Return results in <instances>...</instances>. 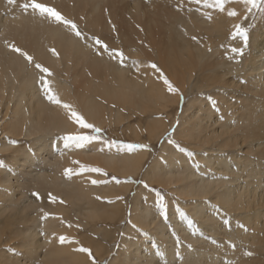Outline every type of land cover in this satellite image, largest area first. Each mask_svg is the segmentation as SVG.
<instances>
[{
    "label": "bare ground",
    "instance_id": "6f19581e",
    "mask_svg": "<svg viewBox=\"0 0 264 264\" xmlns=\"http://www.w3.org/2000/svg\"><path fill=\"white\" fill-rule=\"evenodd\" d=\"M110 1L113 4H107V0H40L55 6L68 18H83L78 21L84 27L83 31L100 36L108 34L104 33L107 26L102 30L99 17L102 2L108 6L116 4L115 9L119 4L116 12L120 13L122 8V15L131 16L141 7H138L140 0L139 4L138 0H132V5L127 0H124L126 3ZM122 1L124 6L120 7ZM19 5L9 6L7 0H0V155L7 156L4 158L6 163L11 157V165L21 171H11L8 164V172L0 168L4 211L11 208L18 212V216L9 212L14 217L4 218L10 220L6 224L9 234L2 229L7 234L5 238L0 228V264H92L87 254L75 250L80 246L89 248L97 262H102L111 254L115 238L108 226L124 217L118 197L126 198L131 189L130 183L88 188L84 177L93 176L103 181L105 176L97 173L85 172L87 175H75L71 179L57 173L61 168L63 171L74 169L70 165L72 160L66 159L69 156L63 158L70 149L63 150V141L57 135L72 133L77 126L67 119L63 109L44 98L40 86L35 89L40 74L22 57L11 52L6 47L7 42L15 43L36 62L48 67L53 73L49 77L53 91L63 101L72 103L88 122L110 131L124 127L133 142L156 143L172 128L175 114L169 112L176 109L181 94L183 100H187L173 137L189 149L192 161L168 141L161 143L157 155L144 169L148 151L120 152L93 142L69 153L83 154L87 159L85 166L99 167L122 180L135 179L141 173L149 186L168 193L165 220L158 212L155 194L143 190L142 186L136 189L130 202L129 225L123 230L107 264H225V258L238 259L235 256L242 247V239L249 242L245 244L249 249L255 243H258L256 248L264 246V240L259 243L258 238L243 233L239 227L241 222L246 226H258L260 221L264 229V24H258L256 31L251 33L249 47L244 46V50L248 48L247 54L244 53L246 50L245 55L233 51L235 54L227 56L230 53L227 46L239 48L242 41L230 38L225 28L240 23L242 18H230L226 12L203 7L197 11L195 8L184 9L185 16L183 5L172 11L161 4L164 22L158 23L161 30H157L159 33L155 36L161 49L154 47L157 52L163 51L157 64L179 90L178 94H170L157 79V74L144 67L151 63L152 57H145L139 49L132 53L127 50L134 57L130 60L141 66L139 72L135 65L131 68L129 64L124 67L118 63L109 64L94 57L85 41L69 30L34 18L30 9L26 13ZM226 7L242 12L240 5ZM155 9L159 8L155 6ZM204 11L211 12V20L204 18ZM142 15L138 14L140 19H143ZM144 16L149 22L148 16ZM136 19L142 23L146 21ZM155 24L158 26L157 22ZM194 35H198L196 40L192 39ZM147 43L152 49V42ZM130 45L132 42L127 41L126 46ZM50 48H55L59 55L53 56ZM83 60H91L95 69L99 65L107 67L108 77L92 78L84 87L80 85ZM240 78L243 85L239 83ZM204 92L213 97L196 96V93ZM209 98H215L219 108L208 105ZM228 113H231L230 118ZM161 116H166L171 123H163ZM11 140L26 141L28 145L14 147ZM60 150L66 154L58 155ZM19 174L22 179L30 178L33 183H40L57 197V201H42L39 205L32 201L29 193L16 191L21 183ZM58 196L65 203H60ZM109 200H114L113 205L105 202ZM217 208L230 216V231L216 216L222 212L213 214ZM41 210L50 214L48 219H41ZM188 217L209 237L224 242L214 245L211 240L199 236ZM14 222L19 223V227L14 226ZM69 224L72 226L68 227ZM60 235L75 239L79 244L61 245L57 239ZM177 239L179 244H176ZM231 241L240 247H231L235 251L227 248ZM16 243L15 254L2 250L7 245H11V249ZM243 254L242 251L238 255ZM260 257L257 258L260 260Z\"/></svg>",
    "mask_w": 264,
    "mask_h": 264
},
{
    "label": "rangeland",
    "instance_id": "374dc122",
    "mask_svg": "<svg viewBox=\"0 0 264 264\" xmlns=\"http://www.w3.org/2000/svg\"><path fill=\"white\" fill-rule=\"evenodd\" d=\"M86 1H88V0H86ZM104 1V0H103ZM115 1V3H116V0H114ZM113 1V2H114ZM124 1V0H123ZM122 1V2H123ZM127 1H129L128 3L129 4H133V2H132V0H127ZM126 1V2H127ZM132 3H131V2ZM135 1H137V0H135ZM25 2H27V0H24V1H22V0H19L18 2H16V4H14L15 6H17V5H19V4H23V3H25ZM106 2V1H105ZM105 2H102L101 3V11L99 12V17H100V21H101V27H102V30H103V27L104 26H107V30H104V33L106 34V33H108V34H106V36L105 35H97V34H93V33H91V32H86V31H83V28L84 27H82L79 23H78V21H83V18H79L78 20H74V19H71V18H68L67 16H65L64 14H63V12L61 11V13L65 16V17H67L68 19H71V20H73L74 22H76V24L78 25V27L80 28V30H82L84 33H85V35L86 36H96V37H99L102 41H104L105 43H107L108 45H109V47L110 48H113V49H118V50H120V51H122L124 54H125V56L127 57V60H126V62H125V65L126 64H129L130 66H131V68L133 67V64H132V62H130V61H132V60H130V59H133L132 58V56L131 55H129V53H128V51L127 50H129V52L130 53H132V52H138V49L140 50V53L141 54H143V55H145V57H152V60H153V62H152V60H151V63H158V60L159 59H161L160 58V56H163V51H159V52H157L156 50L158 49V50H160L161 48H159L158 46H157V41H155V36L157 35L156 33H159V31L161 30V29H159L160 28V25L164 22V19L162 18V14H160L161 12V10L163 9V7H162V5L164 6H166V7H168L170 10H174V8L175 7H177L178 5H183V14H184V12H185V10L187 11V10H190L189 8H195L196 9V11L197 10H199V8L200 7H203L202 5L201 6H199V5H196V4H194V3H190L189 2V0H140V2H141V4H139V0L137 1L138 2V7L139 6H141V7H143V8H141V7H139V12L137 13V12H133L132 13V15L130 16V15H127V13H123V15H122V13H121V9H120V13H118V11L116 12V10H117V8L119 9V7H118V5H117V7H116V9L114 8L115 6L114 5H116V4H114L113 6H111L110 4H113V3H111L112 1H110V0H107V4H108V2H110V6H108ZM118 2H119V0H118ZM125 2V1H124ZM124 2L123 3H121L120 2V7H122V5L124 4ZM125 2V3H126ZM136 2V3H137ZM162 4V5H161ZM72 6V4L70 3L69 4V6ZM51 6V5H50ZM124 6V5H123ZM126 6L128 7L129 5H127L126 4ZM155 6H157V8H159L158 10H159V12H157L158 10L157 9H155ZM230 6H231V4H230ZM55 7V6H54ZM56 8V7H55ZM147 8V9H146ZM57 9V8H56ZM112 9H114V10H112ZM185 9V10H184ZM58 10V9H57ZM142 10V11H141ZM147 10H148V12H147ZM116 13H115V12ZM150 11H152V13L150 12ZM110 12H112V14L110 15ZM114 12V13H113ZM122 12H124V11H122ZM143 12H146V13H143ZM159 13L158 15H157V13ZM140 13V15H142V13L144 14V15H146V16H148V20H149V22L147 21V18L144 16V15H142V18L143 19H145L148 23H146V21H144L143 19H140V17L141 16H138V14ZM149 13H151V15L153 16V18L151 17V20L149 19L150 18V14ZM118 15V16H117ZM150 15V16H149ZM185 16H186V14H184ZM113 18H112V17ZM121 16V17H120ZM123 16V17H122ZM133 16V17H132ZM134 16H135V20H134ZM103 19H102V18ZM139 17V20H143V23H145V24H143L142 23V21H136L137 19L136 18H138ZM104 18H105V20L106 21H103L104 20ZM117 18V19H116ZM162 19V20H160V19ZM264 11H262L261 10V8H257V9H254L253 10V12H252V14H250L249 16H248V18L247 19H242L241 20V22H240V24L241 25H243L244 27H246V28H248L249 29V32H248V42L250 41V38H251V33H253V31H256V27H257V25L259 24V25H261V24H264ZM255 19H258V21H256L255 22ZM121 20H123V21H121ZM109 21H111V23H109ZM120 21V22H119ZM153 21V22H152ZM259 21H260V23H259ZM104 22V23H103ZM106 22V23H105ZM124 22H126L127 23V26L129 27V29L128 28H126L127 26H125L126 25V23L125 24H123L122 25V23H124ZM153 23V24H150V23ZM157 22V25L158 26H156V23ZM160 25H159V24ZM239 23V22H238ZM106 24V25H105ZM83 26H84V24H82ZM103 25V26H102ZM121 25V26H120ZM151 25H153V27L151 26ZM113 26H115V31L113 30ZM123 26H124V30H123ZM85 27H86V25H85ZM147 27V28H146ZM121 28V29H120ZM225 29H228V34H229V37L231 38H233V39H240L241 41H242V47H239V48H242L243 49V52L245 53V54H247V52H248V48L247 47H249V45L247 44V47H246V49L244 50V45H243V37H241V36H233V33H234V27L233 26H231V27H227V28H225ZM254 29V30H253ZM131 30V31H130ZM147 30V31H146ZM149 30V31H148ZM152 30H154V32L152 31ZM157 30H159V31H157ZM105 31H107V32H105ZM128 31V32H127ZM130 31V32H129ZM134 32V33H133ZM120 33V34H119ZM134 34L133 36H131V35H129V34ZM153 33V34H152ZM149 35V37H148V35ZM199 34V33H198ZM123 38H122V37ZM196 38H197V36L198 35H194ZM126 37V38H125ZM104 39H106V40H104ZM126 39V40H125ZM152 40V41H151ZM127 41L129 42L130 41V43L132 42V45H130V46H126L127 45ZM147 41L150 43V42H152V43H150L151 44V46H152V49H154L153 51H152V49L149 47V45H148V43H147ZM124 42V43H123ZM247 42V43H248ZM88 43H90V42H88ZM153 43H154V45H153ZM146 45V46H145ZM224 45L225 46H227V44L226 43H224ZM157 48H155V47ZM224 47V46H223ZM223 47H221V48H223ZM227 48H229L230 50H229V52L230 53H227V56H231V54L232 53H234L233 52V49L234 48H238V47H236V46H233V45H231V46H227ZM89 49L95 54V56H94V54H93V56L94 57H96V58H99V59H102V60H104V61H106V62H109V64H115V63H118L116 60H112V59H110L109 58V56L107 55V54H104V55H97L96 54V51H95V48H93V47H89ZM151 50V51H150ZM127 51V52H126ZM155 51V52H154ZM220 52V51H219ZM242 54V55H245V54ZM155 54V55H154ZM235 54V53H234ZM91 55V54H90ZM149 55V56H148ZM151 55V56H150ZM92 56V57H93ZM154 56H156V57H154ZM91 56H90V58H92ZM144 57V58H145ZM154 58V59H153ZM157 58V59H156ZM234 58V57H233ZM233 58H231L230 59V61L233 59ZM93 59V58H92ZM147 60V59H146ZM86 60H83L81 63V78H80V85H82L83 87H84V85H85V83H87V81H89L90 82V80L93 78V79H98V78H107L108 77V69H107V67H105V66H103V65H99L96 69H95V67H94V64H92L89 60H87L86 62H85ZM241 59L240 60H238V64H240L241 63ZM90 63V64H89ZM147 63H148V61H147ZM85 64H87V65H85ZM119 64V63H118ZM132 64V65H131ZM158 65V64H157ZM119 66H121L120 64H119ZM159 66V65H158ZM87 67H89V68H87ZM134 67H136V66H134ZM86 72H85V71ZM91 71H92V73L95 75H93L92 73H91ZM98 71V72H97ZM151 72H153V71H151ZM85 75V76H84ZM143 76H145L144 74H143ZM241 80H239V83H240V85H243V79L242 78H240ZM34 86H35V89H37L38 90V88H39V86H40V84H39V82L38 81H35V84H34ZM205 94V95H204ZM201 96L202 98H208V96H212V95H210L209 93H206V92H204V93H199V94H197L196 93V96ZM206 95H208V96H206ZM204 96V97H203ZM213 97V96H212ZM187 100H183V101H181V98L179 97V102H178V106L176 107V109H171L170 110V112H169V114H171V115H174L175 114V116L173 117V125H172V128L171 129H169L168 130V132H166L156 143H152V144H147L146 142H133V140L131 139V137H130V135L125 131V128L124 127H118L117 128V130L116 131H110L108 128H106V129H103V133H102V139H104V140H109V141H119V142H124V143H135V144H147V145H149L150 146V148H151V151H148L149 152V156H148V159H147V161H146V163L144 164V166H143V169L144 168H146L147 167V165L149 164V162L151 161V159L153 158V157H155L156 155H157V153H158V150H159V147H160V145H161V143L163 142V141H168L169 139H172V140H174L175 141V144H170V145H172L173 147H174V149L175 150H177V151H181L180 149L182 148L183 149V151H181L183 154H185V155H187L188 156V158L191 160V158H190V151H189V149L186 147V146H183V144H181L180 143V141H178V140H175L174 139V133H175V131H176V128L178 127V119H179V117H180V115L182 114V110H183V107H184V105H185V102H186ZM233 101V100H232ZM231 101V102H232ZM215 102V103H214ZM208 105H210L211 107L213 106L215 109H217V108H219L217 105V102H216V100H215V98H209V100H208ZM237 105H239V103H237ZM212 107V108H213ZM230 115H231V113H228V116H229V118H230ZM160 120L163 122V123H165V124H169V123H171V121L166 117V116H161L160 117ZM233 122V121H232ZM231 122V123H232ZM233 125V124H232ZM114 129V128H113ZM87 131V130H86ZM85 131V133L84 134H90L88 131L86 132ZM115 132V133H114ZM111 133V134H110ZM58 136V138L59 137H62L63 135H57ZM56 136V137H57ZM60 140H61V138H59ZM11 141H15V140H11ZM63 141V140H62ZM61 141V142H62ZM93 142H98L99 144L101 143V144H103L102 142H99V141H93ZM92 142V143H93ZM63 143V145H64V142H62ZM92 143H89V144H86V146H90ZM24 144L27 146L28 145V143L26 142V141H22V143H20V142H17V144L16 145H14V147H19V146H21V145H23L24 146ZM54 145H55V143H54ZM104 145V144H103ZM106 148H108L106 145H104ZM179 146V147H178ZM68 148V150L70 151V152H72V150H79V148H77V147H75L74 145H70L69 147H67ZM67 148H65V145H64V147H63V150L64 151H67ZM72 148V149H71ZM66 149V150H65ZM113 149H116V148H114L113 147ZM117 150V149H116ZM64 151H62V150H60V152H58V155H65L66 154V152H64ZM118 151V150H117ZM70 152H68L66 155L67 156H64L63 158H66V157H68V158H66L68 161L70 160H72V161H79L80 163L77 165V164H73L72 163V161H71V163H70V165H72V167H74V169H75V171H79V166L80 165H86L85 163H84V161L86 162V156H84L83 154H75V153H71V154H69ZM120 152H122V151H120ZM73 156V157H71V156ZM81 155V156H80ZM79 156V157H78ZM0 162H3L4 163V171H7L8 172V170H7V168H6V164H8L7 165V167L9 168V167H11L12 168V170L11 171H13V172H15V173H19V172H21L20 170H18V169H15V167L14 166H12L11 164H13L12 163V161L10 160L11 159V157H9V163H6V162H8V161H4L5 159V157H7L6 155H0ZM74 157H76V159L74 158ZM89 157H93V156H89ZM73 158V159H72ZM78 158V159H77ZM79 159H81V160H79ZM64 160V159H63ZM83 160V161H82ZM11 161V162H10ZM69 161V162H70ZM192 161V160H191ZM10 164V165H9ZM62 166L64 165V162H62V164H61ZM77 167V168H76ZM87 167H89V166H87ZM11 168H9V169H11ZM57 173L59 174V175H62V176H64V171H63V169L61 168V170H59V171H57ZM20 175V174H19ZM85 175H87V174H85V173H83V174H81V176L83 177V176H85ZM21 176V175H20ZM75 176V175H74ZM79 176V175H78ZM114 175H112V174H108L107 176H105L104 177V179H103V181H102V179H100V178H96V177H84L85 179H87V184L89 185L88 186V188L90 187V186H93V187H97V188H99V187H103V186H107V185H109V184H114V185H116V186H118V185H120V183L119 184H117L115 181H113L112 180V177H113ZM116 177V176H115ZM119 180H121V181H124V180H122V179H120L119 177H117ZM0 179H1V177H0ZM92 179H99V180H101L102 182L100 183V184H98V185H93V184H91V180ZM127 180H131V179H127ZM131 181H133L132 183H130L131 184V189H130V192H129V194L126 196V198H122L120 201L122 202V205H123V212H124V217H123V219L122 220H120L119 222H117V223H115V224H113V225H109L108 226V230L110 231V233H113V234H115L114 235V241H113V249H111L110 251H111V254L107 257V258H105L102 262H100V263H98L97 262V260L95 259V261H96V264H107V262H108V259H109V257L113 254V252H114V250H115V248H116V246H117V243H118V240L120 239V237L121 236H123V230L125 229V227L127 226V225H129V215H130V202H131V199H132V196L134 195V193L136 192V189L138 188V187H140V186H142L143 187V190H149V189H155V191H152L154 194H155V199H156V201H157V204L159 205V203H158V197H156L157 195H156V192H160L162 195H163V197H164V203H165V198H166V196L168 195V193H166L164 190H162V189H160V188H158V187H155V186H149V188L148 189H146V188H144V184L146 183L143 179H142V177H141V173L139 174V176L137 177V178H135V179H132ZM20 182L21 183H19V185L21 186H18V190L16 189V191H22L23 193H29L30 194V197H31V199H32V201H34V202H36V203H38L39 205L42 203V201H49V198H48V193H50V191L48 190L47 191V189H44L43 187H42V185L39 183H37V182H35V183H33L31 180H30V178H26V179H22V176H21V180H20ZM124 184H129V183H124ZM40 186V187H39ZM29 187V188H28ZM32 187V188H31ZM36 188V189H35ZM2 187L0 186V191H2ZM26 189V190H25ZM28 191V192H27ZM36 191H46V192H43V193H39L40 194V196H41V199H39V200H37L33 195H32V193L33 192H36ZM170 198H172V197H170ZM0 199H1V202H0V210H2V211H0V228H1V232H3L2 233V236L4 235V238L7 236V234H9L8 233V228H7V226H6V224H7V222H9L10 220H8V221H6L7 219H9V217H14V216H12V215H10V213L12 214V212H13V215L14 214H16L17 216H18V212L17 211H15L14 209V211H11L12 209L11 208H8L9 209V211L7 210V209H5V211L7 212V214H6V212L4 211V207H6V204L5 203H3V198H1V196H0ZM58 199L59 200H61V198L58 196ZM111 201H114V200H111ZM169 201V200H168ZM167 201V202H168ZM105 202H107V201H105ZM167 202L165 203V205H167ZM170 202H172V203H174L175 204V202H174V200H172V199H170ZM1 203H3V204H5V205H3V204H1ZM114 203V202H113ZM113 203H108L109 205H113ZM3 207V208H2ZM213 208H215L214 206H212ZM11 209V210H10ZM158 209V212H160V209L159 208H157ZM216 209V208H215ZM3 211H4V213H3ZM217 212H213V214H218V212L219 213H221V215L219 216V215H216L217 217H219V218H221L220 220L222 221V222H224V228H226L227 227V230H229L230 231V225H231V218H230V216H228L227 215V213H225L223 210H220L219 211V208H217V210H216ZM10 212V213H9ZM166 212H167V210H166ZM2 213V214H1ZM4 214V215H3ZM5 215H7V216H5ZM10 215V216H9ZM16 215H15V217H16ZM3 217V218H2ZM39 217V216H38ZM4 218H7V219H4ZM34 218H36V217H34ZM189 218V221H191L192 223L190 224L191 226H192V228L194 229V232L196 233L197 232V234L199 235V236H202V237H204L205 239H209V241L211 240L212 242H213V244L214 245H217L218 243H222V242H224V240H222V239H218V240H215V239H213V237L212 236H208V233L206 232H204V231H202L201 229H199V227H198V225H197V223L191 218V217H188ZM229 221L230 223H225V221ZM6 221V222H5ZM239 223V222H238ZM14 224V226L16 225L17 227H19V223L17 224V222L15 223H13ZM240 225H239V227H240V229H242V232L243 233H245V234H249V233H251L250 235L252 236V237H255V238H258L257 240L259 241V243H260V241L262 242L263 240H264V237H262V236H264L263 234H264V229H262V227L260 226L261 224H260V221H259V223H258V226L256 225V226H246V224H244V223H239ZM242 224H244V225H242ZM14 226L12 227V228H14ZM120 226V227H119ZM6 228V229H5ZM2 229H4L5 231H6V233H5V231L3 230L2 231ZM17 229V228H16ZM15 229V230H16ZM250 229V230H249ZM134 230V229H133ZM198 230V231H197ZM252 230V231H251ZM263 230V231H262ZM135 231V230H134ZM255 231V232H254ZM260 232V233H259ZM17 233V232H16ZM15 233V234H16ZM242 233V234H243ZM254 233V234H253ZM256 233V234H255ZM263 233V234H262ZM6 234V235H5ZM174 235H175V237L177 238V234H175L174 233ZM98 238V237H97ZM99 239V238H98ZM16 240V239H15ZM177 240H178V242H177ZM176 240V244H179L180 243V241H179V239H177ZM246 239H242L241 241H242V243L243 244H241V249H239V251H238V253L236 252V255L237 256H235L236 258H238V259H236V260H232L231 258H229V259H224V261L223 262H225V264H264V246H262V247H258V248H256V246L258 245V243H255L253 246H252V248H248L245 244H248L249 242H247L246 243V241H245ZM248 240V239H247ZM18 241V240H17ZM210 241V242H211ZM221 241V242H220ZM233 243V244H232ZM263 243H264V241H263ZM228 244V247L227 248H229V249H231V244L232 245H234L235 247V249H236V247H240V246H236L235 245V243H234V241H231V243L230 242H228L227 243ZM14 245V244H13ZM18 245V243H16L14 246H12V248L11 249H14L15 250V246H17ZM230 246V247H229ZM9 247H11V245H7L5 248H2V250H6V251H8L9 253L11 252L12 253V251H9ZM83 247H86V246H83ZM233 247H232V249H234ZM231 249V250H232ZM256 249V250H255ZM252 250V251H251ZM232 251H235V250H232ZM243 251V255L241 256V255H238L240 252H242ZM16 252V251H15ZM247 252H251L252 253V255L251 256H248V255H246V253ZM261 257H260V256ZM245 256V257H244ZM242 257V258H241ZM257 257H260V260H259V258H257Z\"/></svg>",
    "mask_w": 264,
    "mask_h": 264
},
{
    "label": "snow or ice",
    "instance_id": "6c2138e0",
    "mask_svg": "<svg viewBox=\"0 0 264 264\" xmlns=\"http://www.w3.org/2000/svg\"><path fill=\"white\" fill-rule=\"evenodd\" d=\"M190 3H194L196 5H202L203 9H215L219 12H226L227 16L230 18H237L240 17L242 19H247L250 14H252L254 9L261 8L262 11H264V0H189ZM7 4L9 6L16 4V0H7ZM240 5L242 6V12H238L236 8L234 7H226L227 5ZM19 7L24 11L28 12V10H31V14L34 18H40L44 22H51L56 27H63L67 30H69L72 34H74L75 37L78 39L85 41V43L89 47L95 48L97 55H104L107 54L110 59L116 60L121 67L125 66V62L127 60V57L125 54L118 50L110 48L107 43L102 41L99 37L96 36H86L85 33L80 30L76 22H74L71 19H68L65 17L59 10H57L54 6H50L44 2H40V0H27V2L20 4ZM205 19L211 20L212 14L211 12L204 11L202 13ZM111 23V21H109ZM234 33L233 36H241L243 37V44L244 46H247L248 42V32L249 29L241 25L240 23L234 24ZM113 30L115 31V26H113ZM193 40H196L197 38L195 36L192 37ZM90 42V43H88ZM6 47L13 53L18 54L20 57H22L29 65H32L40 74L39 75V84H40V90L43 93L44 98L52 105L57 106L60 109H63L64 112L67 115V119L71 121L73 125L77 126V129L74 130L72 133L65 134L61 137V139L64 142L65 147H69L70 145H74L77 148H83L86 144L92 143L93 141H100L104 145H106L109 149L116 148L118 151L122 152H128V153H134L138 150L140 151H151V148L147 144H135V143H124L119 141H109L102 139V133L103 129L100 127H97L94 123L88 122L86 118L80 114V112L73 106L70 102L63 101L60 96L53 91L51 86V81L49 80V77L53 76V73L50 71V69L44 65H42L39 62H36L34 57L30 55L26 50L18 47L15 43L7 42ZM49 51L52 53L53 56H58V52L55 48H50ZM208 51H211L209 48ZM234 52H237L238 54H243L242 48H234ZM132 64L136 66V71H140V65L136 61H132ZM145 68L151 69L154 74H157V79L162 81L163 86L166 87L167 91L170 94H178L179 90L174 86V84L169 80V78L166 76L164 71L156 64V63H148L144 65ZM181 101H183V95L180 96ZM178 123V122H177ZM88 131L90 134H84L85 131ZM168 142L170 144H175V141L172 139H169ZM13 145H16V141H11ZM179 147V146H178ZM183 151V149H180ZM73 164H79V161H72ZM4 167V163L0 162V168ZM85 172L88 173H97L101 176H107L108 173L105 172L103 169L99 167H87L85 165H80L79 171H75L72 168H67L64 170V176L71 179L74 175L78 176ZM112 180L115 181L117 184L119 183H132L131 180H124L121 181L117 177L113 176ZM91 184L98 185L102 181L99 179H92ZM144 188L148 189L149 185L145 183ZM150 191H155V189H149ZM32 195L37 199H41V196L38 192H33ZM156 195L158 197V203H159V209H160V216L167 220V212H166V205L164 203V197L160 192H156ZM48 198L51 202H56L57 197L53 195L52 193H48ZM96 199H102L101 197H96ZM118 199H122L121 197H118ZM60 203H65V201L60 200ZM108 203H113L114 201H107ZM42 211V220H46L49 218V213ZM191 224L192 222L189 221ZM225 223H230L229 221H225ZM72 225L69 224L68 227H71ZM135 228V225H133ZM58 241L61 245L64 244H73L78 245L79 241L72 239L65 235H60L58 238ZM234 247V245H231ZM76 251L80 253L87 254L88 257L91 259L92 264H96V261L92 255V252L89 248L80 246L75 249ZM9 251H12L15 254L14 249H9ZM246 255L251 256V252H247Z\"/></svg>",
    "mask_w": 264,
    "mask_h": 264
}]
</instances>
